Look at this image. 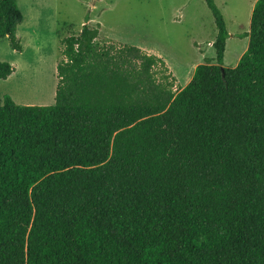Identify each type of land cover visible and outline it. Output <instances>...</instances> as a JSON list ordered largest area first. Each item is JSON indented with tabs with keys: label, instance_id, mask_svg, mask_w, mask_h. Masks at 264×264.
I'll return each mask as SVG.
<instances>
[{
	"label": "trees",
	"instance_id": "16d2710c",
	"mask_svg": "<svg viewBox=\"0 0 264 264\" xmlns=\"http://www.w3.org/2000/svg\"><path fill=\"white\" fill-rule=\"evenodd\" d=\"M214 56L175 89L165 60L62 37L51 105L0 104V264H264V0L246 50L214 0ZM17 0L0 38L21 52ZM213 61V62H212ZM14 66L0 61V80Z\"/></svg>",
	"mask_w": 264,
	"mask_h": 264
},
{
	"label": "rangeland",
	"instance_id": "374dc122",
	"mask_svg": "<svg viewBox=\"0 0 264 264\" xmlns=\"http://www.w3.org/2000/svg\"><path fill=\"white\" fill-rule=\"evenodd\" d=\"M214 1L229 33L223 65L234 67L248 45V36L240 34L249 31L256 0ZM17 4L24 18L17 33L25 50L20 54L0 38V61L17 68L12 78L0 81V104L4 94L20 105L54 103L60 40L77 34L86 16L89 24H99L100 41L135 45L162 57L176 77L175 89L190 80L197 64L214 56L216 28L204 0H17Z\"/></svg>",
	"mask_w": 264,
	"mask_h": 264
},
{
	"label": "crops",
	"instance_id": "0c3cea01",
	"mask_svg": "<svg viewBox=\"0 0 264 264\" xmlns=\"http://www.w3.org/2000/svg\"><path fill=\"white\" fill-rule=\"evenodd\" d=\"M24 19V18H23ZM21 24V23H20ZM27 31L28 32H31V30L29 31V27H27ZM32 33H34V30L32 29ZM17 35H18V33H17ZM19 36V35H18ZM19 38H20V41H23V39H22V37L21 36H19ZM211 44H212V42H211ZM21 45H22V43H21ZM24 50H25V48L23 47V45H22V51L21 52H19L20 54L21 53H23L24 52ZM237 64V63H236ZM15 68V67H14ZM16 69L17 68H15V70L6 78V79H2V80H7V79H10V78H12L14 75H15V73H16ZM1 81V80H0Z\"/></svg>",
	"mask_w": 264,
	"mask_h": 264
}]
</instances>
